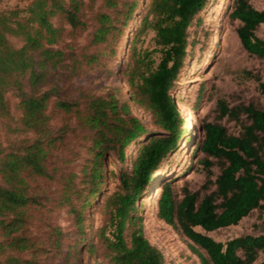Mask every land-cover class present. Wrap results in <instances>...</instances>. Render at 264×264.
<instances>
[{"label":"trees","instance_id":"obj_1","mask_svg":"<svg viewBox=\"0 0 264 264\" xmlns=\"http://www.w3.org/2000/svg\"><path fill=\"white\" fill-rule=\"evenodd\" d=\"M209 1L105 0L107 11L96 13L91 47L105 44L110 48L118 36L119 46L111 51L117 56L128 44L129 63L121 75L131 101L150 113L153 126L159 129L157 134L150 133L132 114L129 103L116 95L61 99L55 96L58 88L54 85L39 90L42 84L53 82L52 72L65 59L68 61L62 68L75 57L57 46L63 34L53 18L63 15V22L74 31L84 27L79 13L86 8L85 0H32L25 9L0 11V120L12 128L14 117L6 97L12 92L19 99V128L34 135L32 141L20 146L5 148L0 144V264H27L25 253L37 255L38 242L28 235L27 225L30 214L39 206L43 208L46 199L33 189L39 181H64L59 205L72 204L84 196L74 183L75 174L58 176V168L53 167V149L59 138L47 114L51 102L54 110L73 115L85 132L83 140L92 139L89 153L94 157L84 171L88 195L80 209L77 233L78 237L84 234V212L101 207L105 219L97 231V242L88 245L92 256L100 249L107 264H166L163 253L145 236L138 204L152 191L170 154L191 151L186 168L173 175L167 172L158 180L154 188L157 217L204 252L194 249L201 264H256L261 256L259 264H264V108L254 103L231 106L220 100L217 121L201 123L198 138L189 136L188 123L172 97L188 55L190 28L196 17L205 13ZM121 16L123 27L119 30ZM137 16L139 23H135ZM229 18L239 23L236 32L244 50L264 63V39L256 36L264 25V10L255 9L249 0H234ZM148 32L155 35L158 61L138 47L141 36ZM12 39L21 45H14ZM82 56L89 59L88 64L101 61L98 53ZM256 79L264 94V72ZM203 92L201 87L198 103ZM178 98L182 107L190 108L180 95ZM82 99H86L83 108ZM224 119L234 122L238 133H231L221 124ZM133 146L135 150L130 153ZM109 150L116 152L121 164L132 159V171L124 172L121 189L111 195L104 192L105 155ZM191 168L204 174L205 184L200 191L186 185L176 193L172 184ZM254 211L261 213L262 220V224L255 225L260 231L257 236L220 243L197 231L200 228L209 233L237 226ZM58 232L53 242L59 248L64 237L60 229ZM78 243L81 247L83 242Z\"/></svg>","mask_w":264,"mask_h":264},{"label":"rangeland","instance_id":"obj_2","mask_svg":"<svg viewBox=\"0 0 264 264\" xmlns=\"http://www.w3.org/2000/svg\"><path fill=\"white\" fill-rule=\"evenodd\" d=\"M31 1L0 0V11L14 8L25 9ZM67 1L70 3V0ZM85 1V10L82 8L79 13L84 27L74 31L67 23L63 22V15H57L53 18V23L62 28L63 34V41L57 46L64 49L67 54L73 53L75 57L68 62V67L62 68L68 61L65 59L66 61L56 71L52 72L54 73L53 82L42 84L39 90L46 91L54 85L58 88V94L55 96L61 99L64 97L72 99L80 96L90 98L116 95L121 101L129 103L132 114L145 124L150 133H159V129L152 124L153 120L150 113L140 109L131 101L130 91L121 75L129 63L131 52H126L128 44L117 56H114L111 51L117 50L119 46L117 43L118 36L113 39L110 48L105 44L91 47L92 32L96 25V13L107 11L105 0ZM233 2L234 0H210L205 13L198 15L190 28L188 55L172 91V97L175 99L181 114L183 107L178 100L179 95L180 98H183V102L190 106L189 113L184 116L188 125L190 120L194 122L189 129V136L201 137L199 132L201 123L217 121L219 117L218 102L220 100L228 102L231 106L254 103L264 108V94L261 93L259 82L256 81L257 77L262 78L264 63L259 58L248 54L242 47L236 32L239 23L229 18ZM249 2L255 9L264 10V0H249ZM110 13L113 12L110 11ZM138 18L139 16L135 18V23H139ZM117 27L119 30L123 27L122 16ZM256 36L264 39V25L257 30ZM154 37L153 32L142 35L138 47L152 53V59L158 61L160 56L154 52L156 50ZM12 42L16 46L21 45L17 39H12ZM86 53H98L101 57L100 63L88 64L89 59L82 56ZM201 87H204V92L198 103ZM27 90H30L29 83ZM6 97L10 103L14 120L11 122L12 125L10 124L11 129L4 121L0 120V144L8 148L12 144L20 146L23 142L32 141L34 135L24 133L19 128L18 119L21 115L17 109L19 99L12 92L8 93ZM85 101L86 99L80 101L81 108L85 106ZM47 114L51 116L50 127L59 138L53 149V167L58 168V176L63 173L75 174L74 183L78 189L84 191V196L72 204L67 202L59 205L58 198L64 181H39L37 183L33 189L46 199L42 201L43 208L39 206L30 214L27 232L31 239L38 242V248L36 256L27 252L25 259H27V264H107L100 249L93 256L88 250L89 244L97 242V231L104 223L105 218L101 207H90L84 212V234L79 237L77 235L80 231V209L88 195V186L84 184V171L86 167L90 166L88 164L89 159L94 157V154L89 153V148L93 145L92 139L83 140L85 132L78 127L77 121L72 117L73 115H66L60 110H54L52 102ZM220 123L225 125L231 133H238L239 128L234 122L224 119ZM190 156L191 151L187 154H170L165 161V167H163L165 173L160 178L166 176L167 172L173 175L183 169L184 166L186 168ZM105 157L107 179L104 192L111 195L121 189L124 172L132 171V159L121 164L118 155L113 150H109ZM193 169L187 170L184 174V170H181L182 178L172 184L176 193L179 194L186 185L192 191H200L203 187L205 184L204 174ZM111 171L114 172V175H108ZM215 171L217 172V170ZM161 191L160 189L158 195ZM152 192L151 201L148 197H144L138 204V215L143 219L144 233L148 241L163 253L166 264H201V259L194 249L201 253L204 252L180 231L165 224L157 217V211L152 207V202H155L154 189ZM260 224H262L261 213L254 211L237 226L209 233L200 228H197V231L217 242L227 243L246 235L257 236L260 231L255 228V225ZM58 229L61 230L62 237H64L59 248L53 242L59 235ZM131 230L132 228L126 233L128 241ZM80 240L83 242L81 247L78 243ZM261 261L262 256L256 264Z\"/></svg>","mask_w":264,"mask_h":264},{"label":"bare ground","instance_id":"obj_3","mask_svg":"<svg viewBox=\"0 0 264 264\" xmlns=\"http://www.w3.org/2000/svg\"><path fill=\"white\" fill-rule=\"evenodd\" d=\"M188 113H189L188 108H187V107H183L182 115L185 116V115H187ZM193 124H194V122H193L192 120H190V124L188 125V128H191V127L193 126ZM134 148H135V146L132 147V149L130 150V153L133 151ZM164 173H165V168H163L162 170H160V171L158 172V174H157V176H156V177H157V178H156L157 181L154 182V184H153V186H152V191H153V189L156 187V185H157V183H158V180L160 179V177H161L162 175H164ZM152 191L148 194V198L150 199V201H151V199H152V194H153ZM152 207H153L154 210H157L156 202H152Z\"/></svg>","mask_w":264,"mask_h":264},{"label":"water","instance_id":"obj_4","mask_svg":"<svg viewBox=\"0 0 264 264\" xmlns=\"http://www.w3.org/2000/svg\"><path fill=\"white\" fill-rule=\"evenodd\" d=\"M152 177H153V175L150 177L149 181L152 179ZM149 181H148V182H149ZM161 184H162V183H161ZM161 184H160V185H161Z\"/></svg>","mask_w":264,"mask_h":264}]
</instances>
